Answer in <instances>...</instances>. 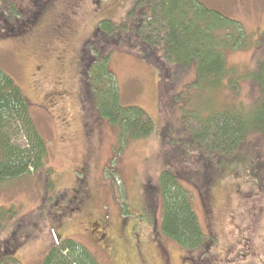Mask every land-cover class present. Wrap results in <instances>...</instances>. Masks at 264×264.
Segmentation results:
<instances>
[{"label":"rangeland","instance_id":"rangeland-1","mask_svg":"<svg viewBox=\"0 0 264 264\" xmlns=\"http://www.w3.org/2000/svg\"><path fill=\"white\" fill-rule=\"evenodd\" d=\"M134 1L0 0V28L16 21L24 32L0 35V65L28 98L48 150L42 171L0 186V207L14 210L0 228V254L13 249L21 264H41L59 233L86 246L100 264H264V136L250 137L259 150L253 162L247 149L215 166L218 156L181 134L182 110L252 106L259 95L256 61L264 52L227 53L238 77L234 94L226 81L207 91L192 66L112 47L109 66L121 104L141 107L154 126L145 139L120 137L87 100L83 58L98 22H120ZM199 1L239 21L252 45L256 37L264 40V0ZM13 140L25 145L23 136ZM163 169L180 174L174 173L202 230L215 238L209 252L185 251L157 231L162 204L147 187H157Z\"/></svg>","mask_w":264,"mask_h":264},{"label":"trees","instance_id":"trees-1","mask_svg":"<svg viewBox=\"0 0 264 264\" xmlns=\"http://www.w3.org/2000/svg\"><path fill=\"white\" fill-rule=\"evenodd\" d=\"M1 5H4L3 1ZM36 17L37 13L33 20ZM12 22L14 24L0 28V35L4 38H13L23 32L21 23ZM93 35L83 58L87 86L84 91L89 96L92 93L87 100L94 103L99 116L116 128L120 137L134 140L150 136L154 126L144 109L121 104L117 81L109 66L112 47L122 44L144 59L149 56L160 59L163 65L192 66L207 91L212 92L226 81L234 94L239 89L238 77L235 68L226 63L227 53L252 51L254 48H261L264 52L263 38L256 37V43L252 45V36L239 21L221 15L199 0H135L125 18L118 23L110 19L100 20ZM130 43L132 47H129ZM256 62L259 95L249 108L227 104L204 113L193 109L198 113L190 114V110H182V136L193 142L200 152L218 156L212 165L216 166L221 159L235 158L247 149L251 150L250 160L253 162L259 152L258 146L250 145V137L254 133L264 136V55L258 56ZM14 136H23L25 145L15 143ZM178 150L172 152L176 157L181 156ZM47 157V142L34 122L28 98L15 78L0 65V186L38 174ZM174 173L163 169L157 187H147L148 191H157L156 199L159 196L162 204L157 231L185 251L207 253L215 246V238L202 230L190 195ZM154 199L150 203L151 211L156 208ZM75 204L77 206L76 200ZM9 213L13 214L14 210L0 207V228L9 220ZM56 237L41 264H100L77 240L64 238L59 233ZM13 251L0 254V264H21Z\"/></svg>","mask_w":264,"mask_h":264},{"label":"flooded vegetation","instance_id":"flooded-vegetation-1","mask_svg":"<svg viewBox=\"0 0 264 264\" xmlns=\"http://www.w3.org/2000/svg\"><path fill=\"white\" fill-rule=\"evenodd\" d=\"M71 198H74V196H72ZM69 202H70V199L68 200ZM69 202H67V203H69ZM76 205V204H75Z\"/></svg>","mask_w":264,"mask_h":264},{"label":"crops","instance_id":"crops-1","mask_svg":"<svg viewBox=\"0 0 264 264\" xmlns=\"http://www.w3.org/2000/svg\"><path fill=\"white\" fill-rule=\"evenodd\" d=\"M62 208V206H60Z\"/></svg>","mask_w":264,"mask_h":264}]
</instances>
